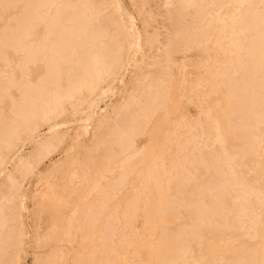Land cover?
<instances>
[{"label": "bare ground", "instance_id": "6f19581e", "mask_svg": "<svg viewBox=\"0 0 264 264\" xmlns=\"http://www.w3.org/2000/svg\"><path fill=\"white\" fill-rule=\"evenodd\" d=\"M156 3L0 0V264H264V0Z\"/></svg>", "mask_w": 264, "mask_h": 264}, {"label": "rangeland", "instance_id": "374dc122", "mask_svg": "<svg viewBox=\"0 0 264 264\" xmlns=\"http://www.w3.org/2000/svg\"><path fill=\"white\" fill-rule=\"evenodd\" d=\"M118 2L125 11L131 12L135 15V24L138 27V29H140V28L142 29L143 26L146 25L147 29L150 32H152V30L154 28H157L159 31L163 32L165 29V26H167V21L163 20V17L161 16V14H163L165 12L164 6H160L158 3H156L157 0H148V3L144 6L145 11H150L155 15V18L151 19V20H147L148 18H146V19L142 18V15L140 17H138V15H136L138 7L133 5L130 0H118ZM161 36H162V38L164 37L163 34ZM68 123L71 124L72 122H68ZM45 127H46L45 125L40 126L39 131L44 132ZM30 146H31L30 143L26 142L22 146L23 148H20V149H21V151L25 152V151L29 150ZM52 155H55V153H52ZM52 155L50 157H52ZM26 185H27V183L25 184V186ZM27 208L28 209L31 208L30 202L27 203ZM26 219H27L26 220L27 227H28V229H30V225L33 224L34 220L29 218V217H27ZM29 253H30V251H29ZM29 253L23 256L22 262H21L22 264H30L31 254H29Z\"/></svg>", "mask_w": 264, "mask_h": 264}]
</instances>
